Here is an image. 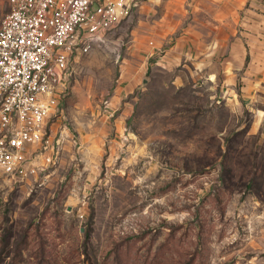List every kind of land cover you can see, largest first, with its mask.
<instances>
[{
	"label": "rangeland",
	"instance_id": "rangeland-1",
	"mask_svg": "<svg viewBox=\"0 0 264 264\" xmlns=\"http://www.w3.org/2000/svg\"><path fill=\"white\" fill-rule=\"evenodd\" d=\"M138 17L71 59L41 182L0 175V264H264V69L229 94L201 24L166 71Z\"/></svg>",
	"mask_w": 264,
	"mask_h": 264
},
{
	"label": "built area",
	"instance_id": "built-area-1",
	"mask_svg": "<svg viewBox=\"0 0 264 264\" xmlns=\"http://www.w3.org/2000/svg\"><path fill=\"white\" fill-rule=\"evenodd\" d=\"M141 0H8L0 22V175L41 182L62 136L52 118L75 54L105 41Z\"/></svg>",
	"mask_w": 264,
	"mask_h": 264
},
{
	"label": "crops",
	"instance_id": "crops-1",
	"mask_svg": "<svg viewBox=\"0 0 264 264\" xmlns=\"http://www.w3.org/2000/svg\"><path fill=\"white\" fill-rule=\"evenodd\" d=\"M264 0H141L138 9L142 26H147L154 36V47H148L152 56L162 45L168 47L155 64L166 71L173 70L185 58H194L191 46L200 41L199 25L207 24L212 32L208 45L212 47L213 61L223 59L226 87L229 94L245 99L251 91L243 87L240 91L233 85L239 74L254 77L257 86V70L264 69ZM191 15L188 27L181 15ZM147 15L150 19L147 20ZM188 21V20H187ZM183 25V32H177ZM194 27H197L194 28ZM238 27V30H236ZM226 30V31H225ZM147 34H143L145 38ZM189 47V48H187ZM186 60V59H185ZM184 60V61H185ZM248 60V61H247ZM215 76V69L212 70ZM244 78V76H243ZM251 96V95H250Z\"/></svg>",
	"mask_w": 264,
	"mask_h": 264
}]
</instances>
